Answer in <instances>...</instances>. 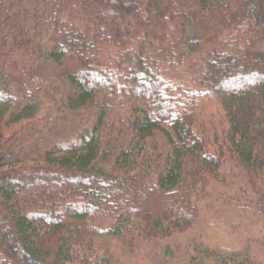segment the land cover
I'll return each instance as SVG.
<instances>
[{
    "label": "trees",
    "instance_id": "16d2710c",
    "mask_svg": "<svg viewBox=\"0 0 264 264\" xmlns=\"http://www.w3.org/2000/svg\"><path fill=\"white\" fill-rule=\"evenodd\" d=\"M229 162L264 216V0H0V264H116Z\"/></svg>",
    "mask_w": 264,
    "mask_h": 264
},
{
    "label": "rangeland",
    "instance_id": "374dc122",
    "mask_svg": "<svg viewBox=\"0 0 264 264\" xmlns=\"http://www.w3.org/2000/svg\"><path fill=\"white\" fill-rule=\"evenodd\" d=\"M208 109L217 107L212 103ZM242 170L226 163L199 202L187 230L130 247L116 244V264H264V216Z\"/></svg>",
    "mask_w": 264,
    "mask_h": 264
}]
</instances>
